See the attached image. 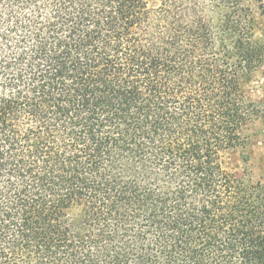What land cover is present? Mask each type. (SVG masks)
I'll list each match as a JSON object with an SVG mask.
<instances>
[{
	"label": "trees",
	"instance_id": "trees-1",
	"mask_svg": "<svg viewBox=\"0 0 264 264\" xmlns=\"http://www.w3.org/2000/svg\"><path fill=\"white\" fill-rule=\"evenodd\" d=\"M263 66L262 0H0V264H264Z\"/></svg>",
	"mask_w": 264,
	"mask_h": 264
},
{
	"label": "rangeland",
	"instance_id": "rangeland-1",
	"mask_svg": "<svg viewBox=\"0 0 264 264\" xmlns=\"http://www.w3.org/2000/svg\"><path fill=\"white\" fill-rule=\"evenodd\" d=\"M257 36L261 35L258 33ZM246 87L254 104L264 112V66L250 75ZM249 134V142L245 146L223 154L222 164L226 171L239 176L246 174L250 182L264 185V119L257 120ZM243 157L247 158L246 164L242 162Z\"/></svg>",
	"mask_w": 264,
	"mask_h": 264
}]
</instances>
